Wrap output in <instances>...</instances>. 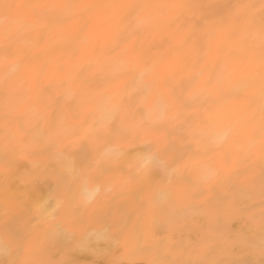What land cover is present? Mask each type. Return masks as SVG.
<instances>
[{
	"label": "bare ground",
	"instance_id": "bare-ground-1",
	"mask_svg": "<svg viewBox=\"0 0 264 264\" xmlns=\"http://www.w3.org/2000/svg\"><path fill=\"white\" fill-rule=\"evenodd\" d=\"M0 264H264V0H0Z\"/></svg>",
	"mask_w": 264,
	"mask_h": 264
}]
</instances>
